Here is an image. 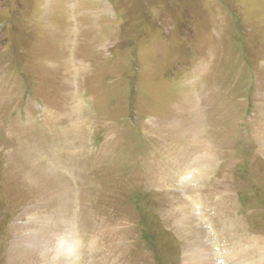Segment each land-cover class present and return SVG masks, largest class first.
Segmentation results:
<instances>
[{
  "label": "rangeland",
  "instance_id": "obj_1",
  "mask_svg": "<svg viewBox=\"0 0 264 264\" xmlns=\"http://www.w3.org/2000/svg\"><path fill=\"white\" fill-rule=\"evenodd\" d=\"M156 257L264 264V0H0V264Z\"/></svg>",
  "mask_w": 264,
  "mask_h": 264
},
{
  "label": "trees",
  "instance_id": "obj_2",
  "mask_svg": "<svg viewBox=\"0 0 264 264\" xmlns=\"http://www.w3.org/2000/svg\"><path fill=\"white\" fill-rule=\"evenodd\" d=\"M141 226H143V225H141ZM162 234V238H163V236L165 235L166 236V238L168 237V239L171 241V238H170V236L168 235V234H165V233H161ZM145 239H147V237H146V235L144 236V240ZM154 263L155 264H161V262H160V260L156 257V258H154ZM176 263V261L174 262V264Z\"/></svg>",
  "mask_w": 264,
  "mask_h": 264
},
{
  "label": "bare ground",
  "instance_id": "obj_3",
  "mask_svg": "<svg viewBox=\"0 0 264 264\" xmlns=\"http://www.w3.org/2000/svg\"><path fill=\"white\" fill-rule=\"evenodd\" d=\"M9 5H10V4H9ZM216 254H218V253H215V252L212 253V254H211V257H212V256H215ZM200 264H201V263H200Z\"/></svg>",
  "mask_w": 264,
  "mask_h": 264
}]
</instances>
